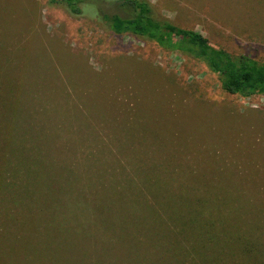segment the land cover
Listing matches in <instances>:
<instances>
[{
	"label": "rangeland",
	"instance_id": "rangeland-1",
	"mask_svg": "<svg viewBox=\"0 0 264 264\" xmlns=\"http://www.w3.org/2000/svg\"><path fill=\"white\" fill-rule=\"evenodd\" d=\"M48 1L0 0V62L7 61L1 63L7 75L0 78V264H10L13 244L17 249L30 237L48 241L42 227L61 229L66 208L78 220L94 222L93 189L107 188L117 204L121 171L142 178L132 164L145 171L154 164L178 167L169 174L154 170L146 188L138 182L143 211L138 202L125 206L123 222L138 225L146 237H154L145 232L152 221L149 201L164 207L163 196L175 199L184 184L196 194L205 192L197 205L182 189L186 200L170 211L187 220L186 237H202L195 231L209 217L235 221L244 225L241 230L258 219L256 232L264 241V94L226 93L195 59L137 35L113 32L98 18H75ZM98 1L101 12L129 13L113 0ZM146 1L155 18L202 33L209 45L234 59L264 62V0ZM89 7L96 10L95 3ZM150 99L153 103H147ZM145 115L157 119L145 121ZM169 125L192 137L186 148L149 130ZM110 150L113 161L105 152ZM94 151L97 157L89 154ZM27 158L37 160L45 174L22 176L24 169L34 171ZM157 179L162 199L149 183ZM46 188L60 199L50 209L43 206L50 199L38 195ZM29 191L40 199L29 197ZM50 210L54 218L45 220ZM93 232L106 239L95 225ZM108 253L101 249L93 261L104 263ZM193 253V264H264L262 249H234L219 254V262L215 249Z\"/></svg>",
	"mask_w": 264,
	"mask_h": 264
},
{
	"label": "trees",
	"instance_id": "trees-1",
	"mask_svg": "<svg viewBox=\"0 0 264 264\" xmlns=\"http://www.w3.org/2000/svg\"><path fill=\"white\" fill-rule=\"evenodd\" d=\"M48 2L62 6L69 15L75 18L90 20L98 18L113 32L137 35L154 41L164 48L178 51L195 59L216 76L219 87L226 93L243 98L264 94V62H258L250 58L234 59L226 50L209 45L207 38L202 33L176 26L166 19L155 18L146 0H113L118 7L127 8L126 10L129 13L126 15L118 12H101L98 7V0H49ZM91 3L96 4V10H92L89 7ZM4 62L7 63L4 60L0 64ZM6 72V65L1 64L0 78L6 77ZM147 103H153V100L150 99ZM145 117L147 118L145 121H150V118L153 120L157 119L155 116H143V118ZM165 121L169 122L168 120ZM177 127L169 125L166 127H153L149 130L154 135L164 136L166 141L173 143L176 148L177 143L181 147L184 146L186 148L185 142H190L192 137L182 133ZM138 132V134L144 135L141 131ZM180 135L183 136L184 143L181 141ZM105 152L108 155L107 158H112L111 161H113L115 153L112 150ZM89 154L97 157L96 151ZM27 160L31 161L32 167L35 166L33 167L34 171L31 173L24 169V173H21L22 176L41 177V175L45 174L44 169H41L42 165L37 160L30 158H27ZM30 164L28 163L26 168H29ZM132 166V170H135L139 175L141 173L142 178L140 179L139 177L138 180H135L133 175L129 176L124 170L121 171V174H124V184L118 188L122 195L117 191V204L112 202L107 193V188L99 191L96 187L95 190L93 189L94 197L92 199L97 204V206L93 205L92 207L93 212H95L94 222L86 220V218L78 220L65 207L67 216L65 215L61 221V229L55 227L57 230H54L44 225L42 228L48 241L42 242L41 240H36L35 237H30L23 241L24 246L20 244L21 247L17 246V249L15 244H13V257L10 264H138V262L139 264H193V252L201 247L215 249L216 255L218 254V262L219 254L224 256L233 252L234 249L237 252L251 249H262L264 251V241L259 239L260 235L256 232L258 228L261 229L257 223H260L258 219H255V222L248 223V226H245L246 229L241 230L244 225L239 226L233 223L235 221L228 223L220 218L209 217L210 221L207 225L195 231V234L200 232L202 237L197 236L196 241L186 237L189 232L187 220L183 216L178 218L172 216L170 211L179 209V202H184L186 196L192 198V201L199 205V201L205 197V192L196 194L192 192L193 188L184 184L180 185L179 194L174 195L176 200L163 196L164 207L156 208L157 203H154V200L149 201L148 209L150 220L152 221L145 232H151L154 237H146L140 231L138 225L123 222V214L126 213L125 206L129 205L131 201L132 203L138 202V206L143 211V203L146 204V202L142 199V190H140L138 182L146 188L148 182L145 179L149 178L154 170L159 172L162 170L163 173L169 174L175 170L178 171V167L172 163L170 165L154 164L153 166H148L147 171H145L140 166L134 167V164ZM105 167L104 170H107L111 168V164ZM198 167L199 165H195L196 171ZM40 171L42 172L40 173ZM149 183L156 198L162 199V186L158 179L157 181L149 180ZM182 189L187 193L185 197H182ZM50 191L49 188H46L43 194H38L43 199H50V203L47 205L43 202L45 209H50V204L53 201H60L57 196L56 200L53 199V193ZM30 196L34 198V193L31 191H29ZM125 196L128 198L125 199ZM214 196L218 197L220 195ZM209 198L211 201L214 199L213 195ZM34 199L38 200L40 198ZM227 204L225 205L227 208L233 207L232 202ZM98 205L100 208H98ZM151 205H155V209ZM208 207H211V205L209 204ZM208 207L204 206L203 208L204 217H208L205 213ZM53 218L54 216L50 210L45 220ZM37 224L39 225L38 222ZM163 224H166V229L163 228ZM38 225L37 228H39ZM94 225L102 231L103 236L106 238L105 240L98 239L99 236H96L93 232ZM219 226L222 227L220 228ZM163 231L166 235L168 233L172 234V239H167ZM141 235H143L142 238H139ZM95 240L97 244H95ZM103 248L109 250L107 257L104 258V263L101 260L94 262L93 258ZM127 257L130 258L127 260Z\"/></svg>",
	"mask_w": 264,
	"mask_h": 264
}]
</instances>
